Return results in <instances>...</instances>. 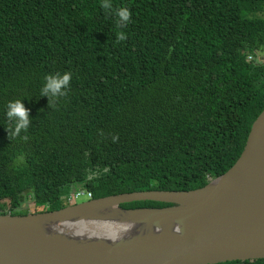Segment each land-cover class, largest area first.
<instances>
[{"label": "trees", "instance_id": "1", "mask_svg": "<svg viewBox=\"0 0 264 264\" xmlns=\"http://www.w3.org/2000/svg\"><path fill=\"white\" fill-rule=\"evenodd\" d=\"M101 3L0 0V214L58 210L80 189L202 188L236 163L264 110V0H111L132 12L124 29ZM64 72L69 94L49 107L44 78ZM17 99L26 141L7 130Z\"/></svg>", "mask_w": 264, "mask_h": 264}, {"label": "water", "instance_id": "2", "mask_svg": "<svg viewBox=\"0 0 264 264\" xmlns=\"http://www.w3.org/2000/svg\"><path fill=\"white\" fill-rule=\"evenodd\" d=\"M145 200L175 205L120 206ZM109 204L128 213L162 212L155 219L157 230L111 243L109 250L77 244L51 228L95 218ZM250 259H264V110L236 163L202 188L134 191L53 211L0 214V264H218Z\"/></svg>", "mask_w": 264, "mask_h": 264}, {"label": "bare ground", "instance_id": "3", "mask_svg": "<svg viewBox=\"0 0 264 264\" xmlns=\"http://www.w3.org/2000/svg\"><path fill=\"white\" fill-rule=\"evenodd\" d=\"M161 213L142 210L128 213L119 210L116 204H109L107 209L95 218L74 219L53 225L51 228L77 244L93 248L106 246L111 250V243L126 242L132 235H137L145 229L151 230L152 227L157 230L155 219Z\"/></svg>", "mask_w": 264, "mask_h": 264}, {"label": "clouds", "instance_id": "4", "mask_svg": "<svg viewBox=\"0 0 264 264\" xmlns=\"http://www.w3.org/2000/svg\"><path fill=\"white\" fill-rule=\"evenodd\" d=\"M101 6L105 10L106 14L115 15L117 17L116 23L118 28L124 29L132 22V12L128 7L113 8L111 0H102ZM126 39V34L123 31L117 33L118 43L125 41ZM44 80L45 83L41 89L40 96H47L49 98L48 106L53 107L55 105V101L68 96L71 89L72 73L64 72L48 74L45 76ZM6 108V116L11 125V127L7 128L9 138L12 139L18 137L26 141L29 138L27 132L32 123L30 109L26 108L23 101L19 99L9 101ZM21 133H24V135L21 136ZM70 204L72 205L78 203L73 202Z\"/></svg>", "mask_w": 264, "mask_h": 264}, {"label": "built area", "instance_id": "5", "mask_svg": "<svg viewBox=\"0 0 264 264\" xmlns=\"http://www.w3.org/2000/svg\"><path fill=\"white\" fill-rule=\"evenodd\" d=\"M81 197H87L88 199H92L93 193L91 191H87L83 189L74 190L70 192V195L67 197V201L73 203L79 200Z\"/></svg>", "mask_w": 264, "mask_h": 264}, {"label": "rangeland", "instance_id": "6", "mask_svg": "<svg viewBox=\"0 0 264 264\" xmlns=\"http://www.w3.org/2000/svg\"><path fill=\"white\" fill-rule=\"evenodd\" d=\"M264 14V13H263ZM89 199L87 197H81L79 200H77L75 203H81L84 201H88ZM34 211V207L32 204H29L26 207H23L18 210V214L25 215L28 213H32ZM152 229V228H151ZM146 231H150V229H146ZM141 233V232H140ZM133 236V235H132Z\"/></svg>", "mask_w": 264, "mask_h": 264}]
</instances>
